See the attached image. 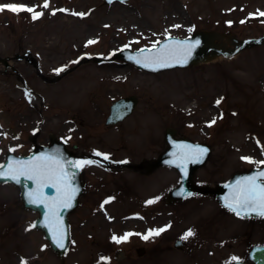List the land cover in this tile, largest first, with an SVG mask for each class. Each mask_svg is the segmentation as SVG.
Wrapping results in <instances>:
<instances>
[{
    "label": "rangeland",
    "instance_id": "rangeland-1",
    "mask_svg": "<svg viewBox=\"0 0 264 264\" xmlns=\"http://www.w3.org/2000/svg\"><path fill=\"white\" fill-rule=\"evenodd\" d=\"M44 2L0 0L43 13L33 20L26 11L0 12V56L30 50L41 71L54 76L82 55L106 57L120 48L154 46L167 36L183 38L196 30L223 34L227 47L234 38L264 35V0H128L108 5L102 0H48L46 9ZM11 65L28 92L0 64V163L10 149L25 154L27 136L39 124L44 134L59 135L60 124L71 120L83 122L86 151L115 161L155 156L164 148V130L173 128L179 136L209 146L211 154L195 176L208 185L264 160V45L245 48L231 59L218 57L158 73L118 59L88 62L52 84L42 82L26 64ZM128 95L138 100L132 115L105 125L109 105ZM75 141L72 137L69 142ZM94 164L82 166L85 191L69 215L70 244L63 257L33 227L36 214L21 206L17 189L0 184V264H103L102 257L107 264H230L233 256L246 260L251 246L264 243V219L239 218L207 196L166 205L165 193L178 181L172 169L140 176ZM162 228L158 236L142 238L150 229ZM189 229L194 235L182 240ZM126 233L133 235L122 243L113 241ZM175 240H181L180 248L173 246ZM140 248L143 252L137 254Z\"/></svg>",
    "mask_w": 264,
    "mask_h": 264
},
{
    "label": "water",
    "instance_id": "water-1",
    "mask_svg": "<svg viewBox=\"0 0 264 264\" xmlns=\"http://www.w3.org/2000/svg\"><path fill=\"white\" fill-rule=\"evenodd\" d=\"M114 1L126 2L128 0H103L104 4H111ZM227 38L223 34H218L215 32L197 30L192 32L189 36L185 38L177 37H167L161 40L158 45L151 48H142L143 52L140 50H130L129 48L121 49L119 51L113 52L110 57L107 58H97V57H86L83 61H94L102 63L112 59H121L125 63L134 65L136 68L151 73H156L159 71L173 69V68H187L199 63L211 61L219 56L223 58H231L237 54L240 50L252 46V45H264V35L259 38H247L243 40L231 39L232 47H227ZM199 40L200 43L191 51V55L188 57L187 62H179L184 55V49L177 42L187 41L189 43ZM230 40V39H229ZM174 49L175 55L169 59L168 63L170 67H159L155 64H149L144 66V59L146 57L150 58L158 53L160 49ZM27 51L23 56H7L0 57V63L3 67H9V61L18 60L22 57L33 65L35 72L43 77L39 72L37 62L33 58H27ZM131 57V58H129ZM137 60L140 63H137ZM73 68L66 71L69 72ZM44 78V77H43ZM60 76H56L52 79H47L49 82H54L58 80ZM136 98L134 96L125 97L116 100L109 109V115L106 119V124H115L122 121L124 118L129 116L135 105ZM164 143L165 148L162 152L158 154L156 158L142 159L139 163L127 164L121 163L120 167H125L133 171H139L142 174L148 175L153 173L156 169L160 167H171L174 168L180 177L177 186L171 188L167 192L166 202L173 203L177 200L185 199L196 193L205 194L209 193L223 208L231 211L226 205L229 203L234 195V189L237 187L236 181L242 180L244 177L251 176L256 173L257 169H252L247 172H237L234 173L231 178L221 184H216L214 187L208 186H197L194 182L195 172L201 168L207 161L210 155V149L207 145L194 143L186 138H179L176 136V131L172 128H166L164 131ZM197 149H206L207 151L199 156ZM37 157H53L60 161V166L66 173L63 176V181L66 183H58L55 180L47 181V184L57 183V187H49L45 184L37 185L36 181L28 180L25 176H19L20 183H17L11 178H0V184L11 183L14 185L19 193V198L23 208L36 212L37 218L34 221V227L40 230L43 237L46 239L50 249L58 256H63L67 250L69 244V224L68 215L73 212L79 203V197L83 193V186L80 180V169L74 168L65 161H76L70 152L65 150L63 143L51 139L48 146L35 145L29 155H15L8 152L5 155L3 163L0 165L11 164L12 169L18 174L20 171L21 164L27 165L30 162L35 163ZM198 157V162H197ZM183 165V167H181ZM264 168V166H263ZM5 172L9 169L6 167ZM75 190L74 192L72 190ZM67 193L66 196L61 197V199L56 204V213L58 217V223L52 222L50 220L49 208L46 206L54 198L60 197L61 192ZM29 192L37 193L39 192L44 200V203H30L31 197L28 195ZM191 193V195H189ZM232 212V211H231ZM234 213V212H233ZM235 214V213H234ZM244 213H241L243 216ZM256 214H252L247 218H260ZM62 234L64 248L59 247L54 242V236ZM180 242H176L175 246H180ZM249 260L253 261L254 264H264V245L254 246L249 251ZM233 264H247L245 262L236 261Z\"/></svg>",
    "mask_w": 264,
    "mask_h": 264
},
{
    "label": "snow or ice",
    "instance_id": "snow-or-ice-1",
    "mask_svg": "<svg viewBox=\"0 0 264 264\" xmlns=\"http://www.w3.org/2000/svg\"><path fill=\"white\" fill-rule=\"evenodd\" d=\"M43 8H48L49 3L48 0H45L42 5ZM10 11L14 14H18L21 12H28L32 15V19H38L43 13L35 11V7H28L26 5H18V4H0V12ZM59 11H65L64 9H59ZM55 14V13H53ZM74 15H81L83 13H73ZM261 16H264V13H260ZM243 23V21H242ZM175 27H180V25H176ZM191 31V29H190ZM89 44L94 43V41H89ZM181 48L184 49V55L179 62L186 63L188 57L191 55V51L200 43L199 40L195 42L189 43L187 41L177 42ZM144 49H141L143 52ZM175 55L174 49H160L158 53L150 58L146 57L144 59V66H148L149 64H155L159 67H170L171 65L168 63L169 59ZM131 58V57H129ZM75 63V62H74ZM137 63H140L137 60ZM57 72L62 71V69H57ZM219 104V101H217ZM215 121L213 120L212 123ZM210 126V125H209ZM12 151V149H10ZM199 156H202L207 150L206 149H197ZM262 154H264V150H262ZM95 156H102L104 160H108L109 157L107 154H103L100 152H94ZM242 160H247L248 162H252L249 157H241ZM70 164L74 168H80L85 165L98 164L99 161H94L90 159L85 160H76V161H65ZM198 162V157H197ZM121 163H126V161H121ZM260 165H264V160L258 162ZM8 168L9 171L5 172L4 169ZM183 167V165H181ZM66 173L63 171V168L60 166V161L54 159L53 157H37L35 163H29L27 165L21 164L20 171L17 174L13 169L11 164L8 165H0V178H11L15 180L17 183H20L19 176H25L28 180L36 181L37 185L45 184L49 187H57V183L47 184L49 180H55L58 183H66L63 181V176ZM237 187L234 189V195L232 199H230L229 203L226 205L232 212H234L237 216H241L243 212L244 215L241 218H247L252 214H256L258 216L264 217V168L257 169L256 173L244 177L242 180L236 181ZM57 190L60 189L57 187ZM75 191L74 189L72 190ZM28 195L31 197L30 203H44V200L39 192L32 193L29 192ZM67 193L61 192L60 197L54 198L49 204L46 206L49 208L50 220L52 222L58 223V217L56 213V204L61 199V197L66 196ZM191 195V193H189ZM157 199H159L157 197ZM107 202V201H106ZM105 202V203H106ZM148 204L154 203V200L147 201ZM165 231V229H150L149 232L143 235V239L147 240L152 235H159L161 232ZM133 235L132 233H126L123 237L113 236L112 239L116 243H122L127 240L129 236ZM194 232L189 229L184 235L181 237L182 240H187L189 237L193 236ZM54 242L61 248H64L63 236L62 234L54 236ZM232 261H236L237 257L233 256L231 258ZM103 264H107L108 258H101Z\"/></svg>",
    "mask_w": 264,
    "mask_h": 264
},
{
    "label": "flooded vegetation",
    "instance_id": "flooded-vegetation-1",
    "mask_svg": "<svg viewBox=\"0 0 264 264\" xmlns=\"http://www.w3.org/2000/svg\"><path fill=\"white\" fill-rule=\"evenodd\" d=\"M23 51L24 50H19V52L17 54H22ZM19 63L26 64L28 67H30V65L27 64V62H25V61H19ZM9 74H13V72L9 73ZM42 82H44V81H42ZM46 84H48V83H46ZM39 114H40L39 116L41 117L40 112H39ZM40 123H42V121ZM40 127H41V125L39 124L38 128L35 130V132H32L33 136L30 138L35 143L42 145V146H47L49 144V142L51 141V139L55 137V138H58L59 140H61L65 144V149L68 152L73 153L76 157V160L94 159L95 161H99L98 164L95 163L94 165H97L98 167L105 168V169L110 167L111 162L104 160L102 156L90 157L89 152L85 150L84 140H83L84 135L81 132V129L83 128V122L82 121L81 122L80 121L75 122L74 120L63 121L62 124H60L61 133L59 135L54 134L52 132L51 133L46 132L44 134V132L41 131ZM30 136H31V134H29L27 136V140L29 141L30 148L27 152H25L26 154H28L31 151V148L33 145L30 142V139H29ZM72 137L76 138L75 142H69Z\"/></svg>",
    "mask_w": 264,
    "mask_h": 264
},
{
    "label": "bare ground",
    "instance_id": "bare-ground-1",
    "mask_svg": "<svg viewBox=\"0 0 264 264\" xmlns=\"http://www.w3.org/2000/svg\"><path fill=\"white\" fill-rule=\"evenodd\" d=\"M263 103H264V100H263ZM205 122H206V117L202 115V116L200 117V125H204ZM234 132H235V133H238L239 131H238V130H235ZM237 135H238V134H237Z\"/></svg>",
    "mask_w": 264,
    "mask_h": 264
}]
</instances>
